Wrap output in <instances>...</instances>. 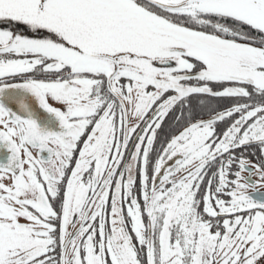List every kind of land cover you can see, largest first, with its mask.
<instances>
[{
    "label": "snow or ice",
    "instance_id": "6c2138e0",
    "mask_svg": "<svg viewBox=\"0 0 264 264\" xmlns=\"http://www.w3.org/2000/svg\"><path fill=\"white\" fill-rule=\"evenodd\" d=\"M0 153V264H264V0H0Z\"/></svg>",
    "mask_w": 264,
    "mask_h": 264
},
{
    "label": "trees",
    "instance_id": "16d2710c",
    "mask_svg": "<svg viewBox=\"0 0 264 264\" xmlns=\"http://www.w3.org/2000/svg\"><path fill=\"white\" fill-rule=\"evenodd\" d=\"M194 103H197V104H201L202 102H199V101H195ZM172 124V121H168L165 125V131H169V126ZM252 149L249 150V152H251ZM252 161H256L257 160V156L256 155H251L249 157Z\"/></svg>",
    "mask_w": 264,
    "mask_h": 264
},
{
    "label": "flooded vegetation",
    "instance_id": "af4514ba",
    "mask_svg": "<svg viewBox=\"0 0 264 264\" xmlns=\"http://www.w3.org/2000/svg\"><path fill=\"white\" fill-rule=\"evenodd\" d=\"M244 175L247 176V173H245ZM252 180H253V181L256 180V174H253V176H252ZM260 191H264V188L260 189Z\"/></svg>",
    "mask_w": 264,
    "mask_h": 264
},
{
    "label": "water",
    "instance_id": "95a60500",
    "mask_svg": "<svg viewBox=\"0 0 264 264\" xmlns=\"http://www.w3.org/2000/svg\"><path fill=\"white\" fill-rule=\"evenodd\" d=\"M3 155V153H0V156H2Z\"/></svg>",
    "mask_w": 264,
    "mask_h": 264
}]
</instances>
